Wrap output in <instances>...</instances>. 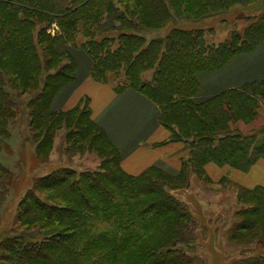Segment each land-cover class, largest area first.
<instances>
[{
  "label": "trees",
  "instance_id": "16d2710c",
  "mask_svg": "<svg viewBox=\"0 0 264 264\" xmlns=\"http://www.w3.org/2000/svg\"><path fill=\"white\" fill-rule=\"evenodd\" d=\"M248 1L0 0V151L10 126L23 114L33 139L41 136L35 147L40 157L53 144L52 129L60 116L72 117L82 108L88 121L76 119L65 151L76 141L86 148L101 144L103 136L117 158L116 172L99 167L73 179L72 169L59 168L34 180L17 206L20 230L0 241L1 263L193 264L188 253L197 223L173 192L188 187L189 171L209 180L204 171L209 162L247 172L264 160V128L249 135L231 128L232 122L252 121L264 107V79L196 102L202 89L197 73L218 70L233 56L264 44V14L244 16L242 30L219 44L208 43L203 29H172L149 42L135 32L161 29L172 19L198 21ZM55 25L60 35L48 32ZM78 36L84 39L79 47L91 61L94 81L110 82L117 94L133 89L145 95L158 107L159 123L171 133L169 142L187 144L179 174L155 168L137 177L124 174L117 149L90 119L86 105L67 112L51 109L76 71L70 55L55 46L74 43ZM63 58L69 62L61 65ZM151 70L153 79L143 80ZM42 75L41 90L21 112L19 96L36 92ZM111 162L104 157L101 165ZM11 184V172L0 163V206ZM234 187L240 208L229 239L248 257L232 264H264V254H254L259 252L255 245L264 244V188Z\"/></svg>",
  "mask_w": 264,
  "mask_h": 264
},
{
  "label": "rangeland",
  "instance_id": "374dc122",
  "mask_svg": "<svg viewBox=\"0 0 264 264\" xmlns=\"http://www.w3.org/2000/svg\"><path fill=\"white\" fill-rule=\"evenodd\" d=\"M248 2L247 4L236 5L226 13L212 15L198 21L172 19L161 29L148 31L139 28L135 33L143 36L146 42H149L152 39L165 37L172 29H203L206 32L208 43L219 44L225 41L232 31L242 30L244 16L264 14V0H249ZM208 29H213V33L207 32ZM48 32L51 35L62 33L56 25L50 27ZM83 41L84 39L78 36L74 43H67L66 45L81 50L79 46ZM68 62L69 60L66 58L60 60L61 65ZM81 70H85V68ZM49 71L52 72L54 69ZM66 73L69 74L70 70L68 69ZM152 76L153 71L151 70L144 72L141 77L149 82L153 79ZM42 83L43 75L36 92L32 90L19 96L18 99L22 103L19 107L21 112H23L24 103L41 90ZM106 85L112 86L110 82ZM263 111V109H260L259 113L262 114ZM80 113H85V110L80 108L72 117L60 116L58 119L60 121L52 129L54 133L53 144H50L40 157L36 155L35 147L41 136L33 139V132L28 126L26 116L20 114L17 122L10 126V136L0 151V163L12 174L11 187L6 199L3 200L0 206V241L13 236V231L20 230L18 222H15L17 206L26 191L32 188L34 180L44 177L59 168L72 169L74 171L73 179H83L81 175L92 174L99 170V167L116 172V154L105 144L103 136H100L101 144H94L93 147H87V149L86 146H81L76 141L70 151H65L66 146L71 143L70 140L66 141V137L70 131L74 130L73 124L76 119H80L82 122L88 121L87 114L80 115ZM237 132L242 135L251 134L242 133L239 130ZM184 145L188 148L187 144L184 143ZM106 153L107 155H105ZM104 157L111 160V164L101 165ZM186 157L187 155H184L181 160L186 159ZM221 172L224 175L223 177L249 188L264 184V169L262 168L254 171L251 179L246 176L247 172L228 170V168L219 169V174ZM230 173H232L231 176ZM234 173L238 174L235 175ZM152 176L155 179L158 178L156 174H152ZM225 178L218 183H213L209 180L203 181L202 178L189 171L188 187L173 192L180 201L185 203L197 223L195 243L188 253L193 260V264H232L248 257V255L242 256L240 252L242 247L237 246L229 239V234L236 223V219H238L234 217V213L240 208V205L236 200V188ZM36 194L43 198L41 193ZM255 246H258L259 252L254 254H264V244ZM3 254L5 253L0 251L2 259ZM0 264L8 263L3 261Z\"/></svg>",
  "mask_w": 264,
  "mask_h": 264
},
{
  "label": "crops",
  "instance_id": "0c3cea01",
  "mask_svg": "<svg viewBox=\"0 0 264 264\" xmlns=\"http://www.w3.org/2000/svg\"><path fill=\"white\" fill-rule=\"evenodd\" d=\"M55 50L69 54L76 65V71L74 79L53 98L51 109L67 112L86 105L90 119L104 131L109 142L117 149L120 155L119 166L124 174L137 177L150 168L170 176L179 174L181 159L187 155L188 148L182 142H169L171 133L159 123L158 107L137 90L127 89L117 94L107 83L94 81L90 74L91 61L84 51L60 43L55 46ZM197 79L202 89L195 97L196 102H202L228 89H240L245 83L263 80L264 44L249 53L233 57L218 70L197 73ZM261 109L264 110V107ZM231 128L242 133H255L264 128V111L262 114L258 111L250 122H232ZM222 168L239 171L212 162L204 166V171L211 182L218 183L225 178L222 172L219 174ZM260 168L264 169L263 159L255 162L246 176L251 179L253 172ZM225 179L236 184L229 178ZM236 185L247 189L264 188V184L251 188Z\"/></svg>",
  "mask_w": 264,
  "mask_h": 264
}]
</instances>
